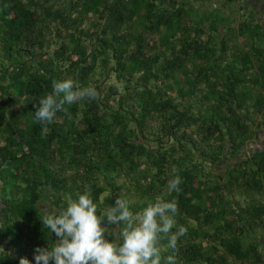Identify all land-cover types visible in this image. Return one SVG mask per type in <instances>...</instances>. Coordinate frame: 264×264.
<instances>
[{"label": "trees", "instance_id": "trees-1", "mask_svg": "<svg viewBox=\"0 0 264 264\" xmlns=\"http://www.w3.org/2000/svg\"><path fill=\"white\" fill-rule=\"evenodd\" d=\"M257 11L247 0H0V264H35L55 243L41 219L66 197L90 190L98 212L117 197L135 212L176 174L180 191L165 199L186 228L177 264H264V147L245 148L264 130ZM65 79L98 98L41 126L34 104Z\"/></svg>", "mask_w": 264, "mask_h": 264}, {"label": "clouds", "instance_id": "clouds-1", "mask_svg": "<svg viewBox=\"0 0 264 264\" xmlns=\"http://www.w3.org/2000/svg\"><path fill=\"white\" fill-rule=\"evenodd\" d=\"M51 88L34 104L33 119L41 126L51 124L66 104L99 96L95 87H81L72 79L53 81ZM181 183V177L174 175L164 195L135 212L127 199L118 197L114 205L98 212L90 190L75 199L66 197L62 210L41 219L55 243L34 250L35 264H177V244L186 228L177 224L176 200L165 196L179 192ZM165 239L166 245H161ZM165 252L169 254L162 255ZM20 264L29 261L21 258Z\"/></svg>", "mask_w": 264, "mask_h": 264}, {"label": "rangeland", "instance_id": "rangeland-1", "mask_svg": "<svg viewBox=\"0 0 264 264\" xmlns=\"http://www.w3.org/2000/svg\"><path fill=\"white\" fill-rule=\"evenodd\" d=\"M247 1L248 2H251L253 4V7H255V8L259 7V4L261 5L264 2V0H247ZM259 17H260L261 21L264 24V10L262 12H260V16ZM259 145H260V143H258V144L257 143L256 144L255 143H253V144L250 143V144L247 145V149L249 151H251V150H254L255 148H258ZM226 163H227L226 161H224V162H222V161L221 162H218L214 168L216 170L217 169L223 170L227 166Z\"/></svg>", "mask_w": 264, "mask_h": 264}, {"label": "flooded vegetation", "instance_id": "flooded-vegetation-1", "mask_svg": "<svg viewBox=\"0 0 264 264\" xmlns=\"http://www.w3.org/2000/svg\"><path fill=\"white\" fill-rule=\"evenodd\" d=\"M256 9L258 10L257 11L258 13L262 12L264 10V2L261 5L259 4V7H257ZM258 135H260V139H263L262 141H264V130L260 131ZM245 148L247 149V147H245ZM258 148H260V145Z\"/></svg>", "mask_w": 264, "mask_h": 264}, {"label": "crops", "instance_id": "crops-1", "mask_svg": "<svg viewBox=\"0 0 264 264\" xmlns=\"http://www.w3.org/2000/svg\"><path fill=\"white\" fill-rule=\"evenodd\" d=\"M262 140L263 139H259L258 142H257V144L260 143V148H263L264 147V141H262ZM251 144H253V143H251Z\"/></svg>", "mask_w": 264, "mask_h": 264}]
</instances>
